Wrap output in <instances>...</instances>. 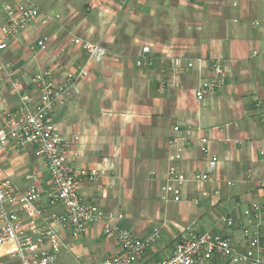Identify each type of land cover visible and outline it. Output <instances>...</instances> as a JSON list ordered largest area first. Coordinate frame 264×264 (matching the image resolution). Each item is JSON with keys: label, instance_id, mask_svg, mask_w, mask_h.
Returning a JSON list of instances; mask_svg holds the SVG:
<instances>
[{"label": "crops", "instance_id": "0c3cea01", "mask_svg": "<svg viewBox=\"0 0 264 264\" xmlns=\"http://www.w3.org/2000/svg\"><path fill=\"white\" fill-rule=\"evenodd\" d=\"M27 1L39 18L0 50V127L7 126L22 98L37 100L35 76L49 70L59 81L84 68L87 78L51 120L75 154L70 167L99 172L95 181L78 185L82 199L141 241L157 233L134 264L168 257L187 231L223 235L238 245L240 226L227 229L221 218L241 219L251 204L264 203L259 154L264 151V0ZM14 3L0 1V27L4 6ZM43 37L41 50L36 43ZM72 38L99 44L104 58L88 62ZM214 61L223 68V85L199 102L194 90ZM187 126L209 137L210 153L219 161L214 181L187 183L179 190L180 201L164 202L160 188L167 178L168 142L185 137ZM196 136L193 132V144L178 163L185 173L206 170ZM30 174L43 192L47 169L33 146L9 143L0 151V180L23 191ZM53 211L60 208H47L46 214ZM59 232L63 248L55 264H94L119 251L116 237L106 236L101 223L87 225L76 240L67 229ZM208 264L221 263L214 258Z\"/></svg>", "mask_w": 264, "mask_h": 264}, {"label": "built area", "instance_id": "2783aa9c", "mask_svg": "<svg viewBox=\"0 0 264 264\" xmlns=\"http://www.w3.org/2000/svg\"><path fill=\"white\" fill-rule=\"evenodd\" d=\"M4 12L6 19L0 27V50L6 48L9 37L25 31L40 16L39 10L27 0H15L13 5L4 6ZM46 42V37H43L36 45L43 50ZM71 43L80 47L91 63L100 62L106 54L97 43L79 38H72ZM261 46L264 47V43ZM142 52L148 53L149 48L144 47ZM178 65L179 62L174 61V69ZM87 76L88 72L79 68L66 72L57 81L49 70L43 71L33 79L38 89L37 100L31 103L29 99L22 98L7 126L0 127V151L9 143L20 147L33 146L34 156L44 162L48 175L47 188L43 192L36 184L34 174L25 177L26 188L23 191L8 179L0 180V253L5 249V255L15 258L18 264H55L63 248L59 230L67 229L70 237L76 240L84 235L91 223H101L102 232L106 236L114 235L119 244L116 255L94 264H134L157 237L154 232L148 240L141 241L132 233L119 230L106 220L110 216H105L78 194V185L95 181L99 172L94 168L70 167L75 154L69 150L66 138L52 123L51 116L65 104L75 85ZM223 76L220 62L214 61L208 76L194 90L195 99L203 101L208 93L219 89L223 85ZM13 85L14 88L18 86L17 82ZM261 103L264 104V97ZM180 130L181 126L173 127L175 133ZM193 132L197 135L206 170L185 173L178 168V163L193 144ZM168 148L167 178L160 188L162 201H180L179 190L187 183L214 181L219 161L210 153L208 135L187 126L186 136L169 141ZM259 154L264 157V151ZM225 184L232 185L231 182ZM203 196L208 198L210 194L204 193ZM47 208H60V211L46 214ZM121 218L117 215V219ZM221 221L227 229L240 226L238 245L223 235L187 231L176 239L171 254L155 264H208L214 258L221 264H264V203L251 204L243 211L241 219L227 216Z\"/></svg>", "mask_w": 264, "mask_h": 264}, {"label": "rangeland", "instance_id": "374dc122", "mask_svg": "<svg viewBox=\"0 0 264 264\" xmlns=\"http://www.w3.org/2000/svg\"><path fill=\"white\" fill-rule=\"evenodd\" d=\"M3 250H5V249H3ZM6 261H7V263H4V264H18L17 260L15 258H11L10 256H7Z\"/></svg>", "mask_w": 264, "mask_h": 264}]
</instances>
